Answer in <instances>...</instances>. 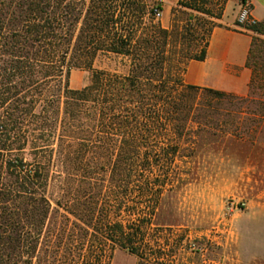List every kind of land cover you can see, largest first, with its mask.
Returning <instances> with one entry per match:
<instances>
[{
    "label": "trees",
    "instance_id": "obj_1",
    "mask_svg": "<svg viewBox=\"0 0 264 264\" xmlns=\"http://www.w3.org/2000/svg\"><path fill=\"white\" fill-rule=\"evenodd\" d=\"M205 2L177 5L215 17ZM154 9L0 0V264H109L117 249L175 264L178 246L149 248L147 234L180 181L178 139L257 132L223 105L264 99V40L252 39L246 97L186 85L214 26L198 52L184 50V28H163ZM248 30L264 35L261 24ZM101 59L124 72L95 69ZM72 70L89 71V83L71 89Z\"/></svg>",
    "mask_w": 264,
    "mask_h": 264
},
{
    "label": "rangeland",
    "instance_id": "obj_2",
    "mask_svg": "<svg viewBox=\"0 0 264 264\" xmlns=\"http://www.w3.org/2000/svg\"><path fill=\"white\" fill-rule=\"evenodd\" d=\"M149 1L161 11L157 21L163 28H184L182 48L194 52L224 7V0H206L203 8L215 16L210 17L178 7V0ZM94 68L124 72L116 59L97 60ZM90 75L72 70L69 87L81 89ZM223 106L229 111L240 108L245 128L256 127L257 132L178 139L179 157L172 172L180 181L165 194L147 234L149 248L178 246L175 264H264V99ZM51 193L56 199L58 188L52 187ZM109 264H138V259L117 249Z\"/></svg>",
    "mask_w": 264,
    "mask_h": 264
},
{
    "label": "crops",
    "instance_id": "obj_3",
    "mask_svg": "<svg viewBox=\"0 0 264 264\" xmlns=\"http://www.w3.org/2000/svg\"><path fill=\"white\" fill-rule=\"evenodd\" d=\"M252 1V15L264 28V0ZM239 0H226L223 13L211 29L203 61L186 65L183 82L186 85L211 89L238 97H246L252 71L247 59L252 39L264 40V35L236 29ZM191 12V11H190Z\"/></svg>",
    "mask_w": 264,
    "mask_h": 264
},
{
    "label": "built area",
    "instance_id": "obj_4",
    "mask_svg": "<svg viewBox=\"0 0 264 264\" xmlns=\"http://www.w3.org/2000/svg\"><path fill=\"white\" fill-rule=\"evenodd\" d=\"M239 12L236 18V29L240 31H248V28L254 27L258 24L257 20L252 15V1L251 0H239ZM153 17L155 20H159L162 13L157 8L153 11Z\"/></svg>",
    "mask_w": 264,
    "mask_h": 264
}]
</instances>
